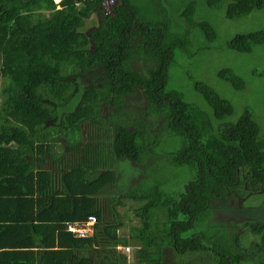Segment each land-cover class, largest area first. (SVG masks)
<instances>
[{
    "label": "trees",
    "instance_id": "1",
    "mask_svg": "<svg viewBox=\"0 0 264 264\" xmlns=\"http://www.w3.org/2000/svg\"><path fill=\"white\" fill-rule=\"evenodd\" d=\"M76 1L0 0V264H120L121 255L102 247L129 246V238L140 264H162L166 247L181 258L177 264H191L192 255L199 264H258L248 255L264 247V222L239 214L244 200L232 206L238 222L217 220L215 210L230 207L234 187L264 195V120L249 108L230 120L232 101L202 80L194 89L207 107L168 85L176 49H185L192 27L213 39L214 26L194 21V1L181 14L182 30L164 13H152L158 0H117L107 14L103 0H80V7ZM207 5H225V16L234 19L263 8L264 0ZM94 10L102 17L87 33ZM263 43L264 29L235 35L229 47L246 53ZM140 57L147 74L134 66ZM97 69L94 81H83ZM218 75L237 90L246 88L232 68ZM139 95L141 114L128 112L129 100ZM126 111L128 122L120 120ZM101 122L114 131L108 148L102 140L81 146L82 127L89 123L101 132ZM155 126L147 144V128ZM175 140L177 147L168 150ZM67 144L79 154L70 156ZM161 156L166 169L159 167ZM125 157L151 172L142 190L130 194L143 204L137 209L142 223L130 226L129 238L117 232L121 221L103 224L99 202L109 184L118 183L115 160ZM176 167L187 174L179 188ZM155 210L164 217L161 229L152 223ZM90 215L96 216L91 235L68 229Z\"/></svg>",
    "mask_w": 264,
    "mask_h": 264
},
{
    "label": "rangeland",
    "instance_id": "2",
    "mask_svg": "<svg viewBox=\"0 0 264 264\" xmlns=\"http://www.w3.org/2000/svg\"><path fill=\"white\" fill-rule=\"evenodd\" d=\"M59 2L60 0H54ZM195 2L196 10L193 15V19L196 22L208 21L210 22L216 31V36L213 39H207V36L203 32V28L200 26H193L191 34L188 36V44L185 49H176L175 62L169 69V87L180 88L185 93L189 100L197 101L198 103L205 105L206 101L203 96L194 89V81L202 80L207 82L212 87L216 88L221 95L230 99L234 105V114L230 120H237L246 108H249L255 113V116L260 123V120H264V43L256 45L251 52H237L229 47V41L235 35L240 33H248L264 29V7L254 10L251 13L239 17L230 19L225 16V5L211 8L207 5V0H158V5L152 7V13L157 15L158 13H164L173 29H181L183 25H187L186 21L182 17L184 9L187 4ZM169 17H168V16ZM102 14L98 10H94L85 21V29L88 33L93 27H95ZM170 19V20H169ZM177 25H181L180 27ZM177 27V28H175ZM134 66L142 70L145 74L148 73L145 62L142 57L134 62ZM222 68H232L240 76L246 80V88L243 90L235 89L229 82L220 78L218 72ZM98 71V73H96ZM91 71L87 75L82 76L83 81L91 83L100 75V71ZM3 81V76L0 71V85ZM131 98V97H130ZM129 99V98H128ZM144 100L141 95L134 96L129 100L127 105V111H135L141 114V109L144 106ZM207 104V103H206ZM207 107V105H205ZM121 114L120 120H126L130 116V113ZM118 113L114 111V114ZM119 115V113H118ZM104 118L109 117L108 109L105 108ZM152 118V117H151ZM139 117H134V122L138 121ZM153 119V118H152ZM126 122H128L126 120ZM151 123V121L149 120ZM101 126L102 131L99 132L95 125L86 123L82 127V139L79 141L80 145H87L89 142L102 140L105 148H108L109 144L113 140V129L110 128L106 122L97 123ZM131 127V123L128 124ZM134 126V123H132ZM158 126L153 129L147 128L150 132L147 134V144L150 142L157 132ZM159 132V130H158ZM94 135V138L90 136ZM99 139V140H98ZM178 141L175 140L174 144L168 142V150L177 147ZM72 147V153L69 151ZM66 150L70 156H76L79 152L73 146L66 145ZM160 148H156L155 152L159 153ZM150 156L147 157V160ZM163 162L160 163V168H168L164 157L161 156ZM113 160V159H112ZM51 164V161H50ZM112 166V164H111ZM142 166L132 162L129 158H121L115 160L114 170L118 177V183L112 182L107 187L106 191L99 197V202L104 211V223L113 224L121 221L122 224L117 230L118 234L122 237L129 238L131 235L130 226H139L141 218L137 213V209L143 204L141 200H136L130 196L135 189L142 190L145 180H149L151 172H147L141 168ZM113 168V167H112ZM174 172L180 171L182 176L177 178L176 188L181 187L184 180L187 178V174L179 168H173ZM141 187L137 188L136 186ZM144 192V191H143ZM242 192V193H241ZM245 191H241L238 187L230 189V196L228 198V209L219 208L215 210V218L219 221L225 222H238L237 210L232 208L233 205L239 204L241 200H244L240 206L244 211H240V215H247L250 219L262 220L264 222V195L260 191H250L248 195L244 194ZM244 196V197H243ZM120 199V200H118ZM115 206L117 216L114 215L111 206ZM152 223L158 224V228L161 229L163 225L164 217L162 214L153 211ZM159 220V223L157 222ZM243 223V222H241ZM241 231V230H240ZM245 237L249 240L257 239L251 233H246ZM105 238V237H104ZM105 239H110L105 238ZM103 241H105L103 239ZM244 244V242H242ZM128 245L133 249L131 252H123L124 244H118L114 249L107 243V246L102 247V250L108 251L110 254L116 251L118 257H121L120 264H140L138 263V248L131 242L129 238ZM247 245V242H246ZM115 250V251H114ZM93 252V251H92ZM97 256L100 251L95 252ZM258 264H264V247L254 250L252 255ZM93 257V256H92ZM193 262L191 264L201 263L200 259L196 256H191ZM180 257L174 252L171 247H166L163 252L162 264H177L180 261ZM146 264V263H144Z\"/></svg>",
    "mask_w": 264,
    "mask_h": 264
},
{
    "label": "built area",
    "instance_id": "3",
    "mask_svg": "<svg viewBox=\"0 0 264 264\" xmlns=\"http://www.w3.org/2000/svg\"><path fill=\"white\" fill-rule=\"evenodd\" d=\"M117 0H103L102 2V7H103V11L107 14V13H113V7L114 4L116 3ZM76 5L78 7L81 6V2L80 0L76 1ZM96 222V216L95 215H90L87 219V221L84 222H73V223H69L68 225V229L71 231H74L77 235L80 236H88L91 235L94 231V224ZM124 247V251L123 252H131L133 251V249H131L130 246H123ZM138 248V247H136Z\"/></svg>",
    "mask_w": 264,
    "mask_h": 264
},
{
    "label": "clouds",
    "instance_id": "4",
    "mask_svg": "<svg viewBox=\"0 0 264 264\" xmlns=\"http://www.w3.org/2000/svg\"><path fill=\"white\" fill-rule=\"evenodd\" d=\"M61 1H62V0H60L59 2H61ZM59 2H58V3H59ZM76 6H77V5H76ZM59 7H60V5L58 6V8H59Z\"/></svg>",
    "mask_w": 264,
    "mask_h": 264
}]
</instances>
